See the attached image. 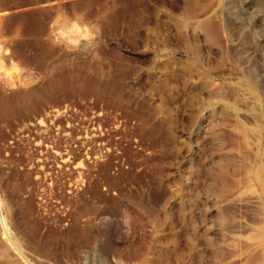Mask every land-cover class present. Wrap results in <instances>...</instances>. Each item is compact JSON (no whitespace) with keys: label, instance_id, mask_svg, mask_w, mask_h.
Instances as JSON below:
<instances>
[{"label":"rangeland","instance_id":"374dc122","mask_svg":"<svg viewBox=\"0 0 264 264\" xmlns=\"http://www.w3.org/2000/svg\"><path fill=\"white\" fill-rule=\"evenodd\" d=\"M0 31V264H264V0H0Z\"/></svg>","mask_w":264,"mask_h":264},{"label":"clouds","instance_id":"9594fccd","mask_svg":"<svg viewBox=\"0 0 264 264\" xmlns=\"http://www.w3.org/2000/svg\"><path fill=\"white\" fill-rule=\"evenodd\" d=\"M66 14L58 12L50 21L49 38L54 45H63L66 48L77 49L81 42L89 47L98 34V27L83 20L80 15L74 16L68 23Z\"/></svg>","mask_w":264,"mask_h":264},{"label":"bare ground","instance_id":"6f19581e","mask_svg":"<svg viewBox=\"0 0 264 264\" xmlns=\"http://www.w3.org/2000/svg\"><path fill=\"white\" fill-rule=\"evenodd\" d=\"M75 4V3H74ZM186 7H188V6H186ZM187 12V11H186ZM43 13V12H42ZM18 15V14H17ZM75 16V15H74ZM85 18H86V16H85ZM3 28V27H2ZM1 28V29H2ZM14 29V28H13ZM15 30V29H14ZM16 31V30H15ZM46 31V30H45ZM1 32V31H0ZM14 32V31H13ZM12 32V33H13ZM2 39H0V41H1ZM3 41V43H1V44H4V42H6L7 40H2ZM5 45V44H4ZM44 56H46V55H43L42 57L44 58ZM45 59V58H44ZM45 62V61H44ZM40 63V62H39ZM64 63V62H63ZM42 64V63H41ZM66 64V63H65ZM68 65V64H67ZM52 68H55V66H52V67H50L49 69L51 70ZM0 77H1V75H0ZM2 78V77H1ZM48 84L50 85V86H52V85H56V79H55V77L54 76H51L49 79H48ZM34 90H35V92H38L39 90L37 89V88H32V90H31V92H28V93H26V95H27V97H29L31 100L30 101H28L27 103V106L29 107V108H36V106H38L39 105V103H40V101H42V100H39L38 99V95H36L35 97H34V95L35 94H33V92H34ZM43 90V89H42ZM52 90V89H51ZM7 91V90H6ZM42 93V92H41ZM19 95V94H18ZM24 98V97H23ZM44 98V97H43ZM41 99V98H40ZM47 99V98H46ZM7 106V105H6ZM42 107V106H41ZM5 108V107H4ZM4 108H2V109H4ZM39 108V107H38ZM37 108V109H38ZM1 110V109H0ZM4 110H6V108L4 109ZM33 111H34V109H32ZM39 110V109H38ZM38 110H37V112H38ZM7 111V110H6ZM10 111V110H9ZM36 111V110H35ZM40 111H41V109H40ZM46 111V110H45ZM52 111V110H51ZM19 112V111H18ZM36 112V113H37ZM10 113V112H9ZM41 113H42V111H41ZM52 113V112H51ZM39 114V113H38ZM12 220V219H11ZM14 222V221H13Z\"/></svg>","mask_w":264,"mask_h":264}]
</instances>
